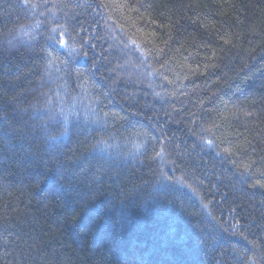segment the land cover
I'll return each mask as SVG.
<instances>
[{
	"label": "trees",
	"instance_id": "1",
	"mask_svg": "<svg viewBox=\"0 0 264 264\" xmlns=\"http://www.w3.org/2000/svg\"><path fill=\"white\" fill-rule=\"evenodd\" d=\"M0 264H264V0H0Z\"/></svg>",
	"mask_w": 264,
	"mask_h": 264
}]
</instances>
